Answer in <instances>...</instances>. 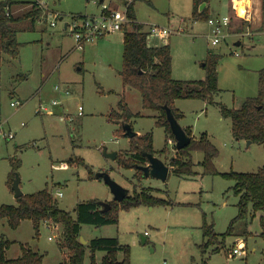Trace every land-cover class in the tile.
Listing matches in <instances>:
<instances>
[{
  "label": "rangeland",
  "instance_id": "1",
  "mask_svg": "<svg viewBox=\"0 0 264 264\" xmlns=\"http://www.w3.org/2000/svg\"><path fill=\"white\" fill-rule=\"evenodd\" d=\"M103 1L45 0L49 10L59 13L63 20H56V26H52L51 18L42 19L37 22V28L44 31L17 34L19 43L38 41L21 44L18 60L6 54L5 62L0 64V124L6 134L0 133V206L17 203L11 178L12 161L20 162L16 174L21 178L24 194L48 188L55 194L59 207L73 215L78 204L89 200L115 202L110 186L103 179L92 178V174L95 177L99 172H108L129 190V196L148 190L164 202L121 210L119 223L115 225H83L81 237L87 244L93 238H118L122 245L131 248V264H264V239L260 237L264 212L249 218L247 226L244 222L237 223L236 232L225 237L239 212V197L231 190L235 181L204 174L202 152L192 153L193 176L179 177L170 169L165 182L153 177H137L135 168H122L117 159L105 155L106 150L108 153L118 151V155L129 153L124 151L130 148L122 129L126 122L117 123L110 118L124 98L132 112L143 114L132 118L135 131L153 133L156 150L165 148L166 132L148 116L153 113L143 109L141 93L123 85L121 33L110 34L87 44L84 50H76L71 32L64 28L72 15L97 16L102 6L126 12V5L134 2L136 16L146 24L147 31L151 25L172 31L185 30L170 35L176 78L203 80L206 78L203 65L208 55L220 56L219 92L215 100L229 108H240L247 98L258 95L259 73L264 69V4L260 27H254V10L249 21L237 15L234 8H228L227 0H213L214 16L232 18L229 36L213 47L207 38L210 30L206 20L193 23L192 0ZM32 7L35 9L36 5ZM159 37L162 39L157 44L165 42L163 38L168 36ZM24 75L26 79L21 78ZM47 75L50 76L46 78ZM59 85L69 88L71 94L57 91ZM54 101H62V105L53 106ZM12 102L22 106L13 107ZM203 105L201 100L183 101L186 123L192 125L196 137L206 131L211 135L220 152L214 162L218 172L256 173L264 167V145L236 140L231 132V120H220L219 107ZM80 106L83 116H79ZM44 108L54 115H49ZM61 116L68 121L62 122ZM10 133L14 138L8 137ZM167 143L162 157L169 165L179 156L176 146L171 145L169 139ZM79 158L85 165L70 164ZM58 189L62 197L57 195ZM205 221L214 225L218 237L204 255L200 246L206 241L202 229ZM63 235L62 225L42 224L37 235L30 220L23 221L18 229H12L7 219L0 222V238L12 242L5 252L7 260L20 258L24 246L43 255L45 264H61L68 256L60 247ZM241 242L246 246V254L229 256ZM217 247L220 252L212 254ZM104 255L98 252L97 260L100 262ZM86 259L89 263V249Z\"/></svg>",
  "mask_w": 264,
  "mask_h": 264
},
{
  "label": "trees",
  "instance_id": "2",
  "mask_svg": "<svg viewBox=\"0 0 264 264\" xmlns=\"http://www.w3.org/2000/svg\"><path fill=\"white\" fill-rule=\"evenodd\" d=\"M211 1L193 0L195 20L209 19ZM10 2L11 0L0 2V64L6 54L11 55L14 59L18 58L20 54L21 44L17 41V32L11 26L13 19L8 13ZM203 4H206V8L201 10ZM128 17L132 22L133 30L125 31L124 35L123 69L121 71L123 84L125 87L136 89L141 93L143 108L159 113L156 126L165 129L168 139H175L164 107L168 106L172 109L175 117L180 121L183 114L176 108V100L198 99L209 104L214 103V96L219 92L217 67L221 57L212 53L208 55L204 64L206 70L204 80H176L173 77L171 45L152 47L148 44L149 34L143 32V26L136 22L133 2L128 6ZM8 42H10V47L7 45ZM219 106L222 116L232 120V133L236 140L264 145V69L259 73V90L256 97L247 98L240 108H228L223 104ZM118 110H114L110 114V118L114 122L123 120L130 123L132 117H140L139 114L133 115L125 99L119 102ZM185 131L192 136L190 129L185 128ZM153 140L151 132L131 139L129 153L117 156L119 166L125 169L135 168L136 176L144 179V173L138 166L148 164L145 154L156 153ZM175 149L179 157L173 158L170 165L177 176L190 177L194 175L195 164L192 162V153L199 151L204 154L202 162L204 174L220 175L235 181L231 190L239 197L237 204L239 212L231 222L225 237L232 236L236 232L235 225L237 223L244 222L247 226L249 218L254 217L258 212H264V167L256 173L218 172L214 161L219 157L220 152L205 133L199 140L192 138L191 144L185 149L179 151L177 148ZM12 163L14 171L11 178L14 181L16 172L20 168V162L12 161ZM70 164L80 166L85 165V162L79 158L77 162L72 161ZM92 178H95L93 174ZM163 202V199L152 195L147 190L135 193L133 196L130 195L121 203L110 202L112 207L107 212L102 211L98 200L80 203L75 208V215H73L62 210L55 194L46 188L33 194H24L23 197L17 199L16 205H1L0 222L7 219L12 229H18L23 221L30 220L33 222L37 235L40 234L42 224L62 225L64 235L62 242L60 241V247L68 251V258L62 264H131V248L122 245L118 238H95L87 245L82 244L80 240L82 226L85 224L96 227L115 225L119 223L121 210L129 211L142 205H163ZM261 228L260 237L264 239V217L261 218ZM202 229L206 241L200 246V249L205 255L209 246L217 242L218 235L214 231V225H208L206 221ZM244 232L248 233V230ZM11 245L12 242L9 240L0 238V264H45L43 255L24 246L20 258L7 260L5 252ZM88 249L90 250L89 263L86 259ZM220 250V247H217L212 254L218 253ZM98 252L105 253L100 262L96 258Z\"/></svg>",
  "mask_w": 264,
  "mask_h": 264
},
{
  "label": "built area",
  "instance_id": "3",
  "mask_svg": "<svg viewBox=\"0 0 264 264\" xmlns=\"http://www.w3.org/2000/svg\"><path fill=\"white\" fill-rule=\"evenodd\" d=\"M245 1V0H243ZM128 3L126 6V12H121L119 10H108L105 9L97 16H82V15H72L71 21L65 25V29L70 31L72 37L74 39V49L76 50H84L86 45L91 42H96L97 40L104 38L110 34H114L123 30V28L130 23V19L128 17ZM37 8H43L48 17H50L53 22L52 26H56V20L61 18L59 13L51 12L46 3L38 1L36 2ZM247 11V10H246ZM246 18V17H243ZM232 24V18L229 16H211L207 20V25L209 27L210 33L207 35L208 41L213 47L219 46L223 40L227 38L230 34V28ZM183 32L182 29L177 31H172L165 27H160L159 25H151L149 28V34L153 36H170L174 33L181 34ZM238 56V53H235ZM56 90L61 92L63 91L65 95H70L71 91L69 88H64L62 86H56ZM13 107L22 106L21 103H11ZM62 105V101H54L53 106ZM42 110V108H41ZM39 110L38 112H41ZM45 111L48 112L49 115H54V113L47 108H44ZM79 116H83V107H79ZM60 120L62 122H67L68 118L65 116H61ZM73 121L72 118H70ZM2 124H0V133H3ZM6 136V134H4ZM9 138H14L13 134L8 135ZM169 143L173 146H176V141L174 139H170ZM57 195L59 197L63 196V193L58 189ZM52 239V238H51ZM246 246H244L241 242L238 247L234 248L229 256H236L246 254L245 252Z\"/></svg>",
  "mask_w": 264,
  "mask_h": 264
},
{
  "label": "crops",
  "instance_id": "4",
  "mask_svg": "<svg viewBox=\"0 0 264 264\" xmlns=\"http://www.w3.org/2000/svg\"><path fill=\"white\" fill-rule=\"evenodd\" d=\"M5 1H7V0H2V2H5ZM38 1H41V2H44V3H46L45 2V0H20V1H13V0H11V2H10V5L8 6V13H9V15L12 17V24H11V26L13 27V29H15L16 30V32H17V34L18 35H21V34H23V33H25V32H37L38 31V33L39 32H42V31H44V30H42V31H40L38 28H37V22H42V19H49L50 17H48V14H47V12L43 9V8H37V6L35 7V9H32L33 7H32V4H35L36 5V2H38ZM221 2H222V0H220ZM241 2V1H243V0H227L226 1V5H227V7L229 8H234V11L236 12V14L237 15H239L238 14V8H237V3L238 2ZM251 1V6L250 7H246V10H247V13H246V18H243V19H246V20H251V16L253 15V11L252 10H254L255 11V16H254V18H255V21H254V27H260V14L262 13V11H263V2H264V0H250ZM102 3H104V1L102 0ZM132 3V2H131ZM212 3H213V0L211 1V3L209 4V11H210V17L211 16H214L215 14H216V12L215 11H213L212 10ZM127 4V3H126ZM133 4H134V2H133ZM192 4H193V10H192V20H193V23H197L198 21H200V20H195L194 19V16H193V13H194V3H193V0H192ZM46 5H47V3H46ZM47 8H48V6H47ZM49 9V8H48ZM105 9H108V10H118V8H116V7H107V6H102V8L100 9V11L96 14V15H99L101 12H103ZM51 10V9H50ZM51 12H54L53 11V9H52V11ZM16 15V16H15ZM230 15V14H229ZM135 16H136V13H135ZM209 17V18H210ZM61 18H63V17H61ZM61 18H60V20H61ZM136 22L138 23V24H140V25H142L143 26V32H146V33H148L149 34V28H150V26L148 27V31L145 29L146 28V24H144V23H142V22H140L139 20H138V18H137V16H136ZM183 22H185L184 20H183ZM206 22H207V20H206ZM30 23L32 24V25H30ZM67 24V23H66ZM65 24V25H66ZM52 25V24H51ZM132 27V22L130 21V23L129 24H127L124 28H123V30L122 31H120L119 33H121V40H122V42H123V44H124V35H125V31H132L133 30V27ZM65 28V27H64ZM129 28H131V30L129 29ZM192 29H194V26H192ZM66 30V29H65ZM183 30V32L182 33H184V29H182ZM67 31V30H66ZM17 35V36H18ZM160 39H162L161 37H159V36H153V35H151V34H149V37H148V44L150 45V46H152V47H163V46H165L166 44H170L171 45V50H172V56H173V60H174V50H173V46H172V42H171V36H168V37H166V38H163V39H165L164 41L165 42H162V43H160V44H157V42L158 41H161ZM38 40H33V41H30V42H28V41H20V44H22L23 45V43H32V42H37ZM152 42H154V43H152ZM239 43V42H238ZM154 44V45H153ZM236 45H237V43H236ZM74 46H75V44H74ZM238 46V45H237ZM123 54H124V50H123ZM19 57H20V54H19V56H18V58H16L15 60H18L19 59ZM3 62H5V56H4V60H3ZM2 62V63H3ZM203 67H204V65H203ZM81 70V69H80ZM175 69H174V64H173V77H174V79H176V80H181V79H178V78H176V76H175V71H174ZM50 76V75H49ZM48 75L46 76V78H48L49 77ZM22 79H26V75H24V76H22L21 77ZM204 80V79H203ZM182 81H201V80H182ZM124 85V84H123ZM125 87V86H124ZM125 88H128V87H125ZM130 89H132V88H130ZM124 91H126V89H124ZM125 99V102H126V98H124ZM195 100H197V101H199L198 99H180V100H176V102H175V106H176V108L183 114V118L180 120V123H181V125L184 127V129L185 128H188V129H190L191 130V132H192V138H194V139H196V140H199L200 139V137H201V135L202 134H207V136H208V138H209V140L212 142V140L210 139V137H211V135L206 131V132H204V133H202L199 137H196V135L194 134V132H193V128H192V125H190L189 123H186V115H185V111H184V109H183V101H195ZM202 101V100H201ZM204 102V101H203ZM126 104L128 105V103L126 102ZM206 104H209L208 102H204V105H206ZM212 104H214V105H216L217 107H219V110H220V116H221V121L222 120H226V119H230V118H225V117H223L222 116V113H221V109H220V104H222V103H219L218 101H216L215 100V96H214V103H212ZM203 105V106H204ZM224 105V104H223ZM128 107H129V105H128ZM142 107H143V105H142ZM229 108V107H228ZM129 109H130V107H129ZM144 109V108H143ZM145 110V109H144ZM114 111V110H113ZM116 111H119L118 109L116 110ZM130 111H131V109H130ZM148 111V110H147ZM132 112V111H131ZM150 112H152L153 114H150V115H148L149 117H152V118H154L155 119V125H156V122H157V120H158V117H159V115H158V113L157 112H154V111H151L150 110ZM203 112H205V110L203 109L202 110V113ZM112 113V112H111ZM133 113V115L135 116V115H140V117H142L143 116V114L142 113H134V112H132ZM206 113L208 114V109L206 110ZM140 117H137V118H140ZM132 118H134V117H132ZM132 118H131V120H130V124L133 126V124H132ZM231 120V119H230ZM117 123H119V122H117ZM133 129H134V127H133ZM135 130V129H134ZM231 132H232V120H231ZM138 133V135L139 136H144L145 134H147V133H150V132H147V133H141V132H137ZM166 134V133H165ZM232 135H233V133H232ZM234 137V136H233ZM129 139V138H128ZM153 139H154V137H153ZM167 135H166V145L168 144L167 143ZM170 140V139H169ZM175 140V139H174ZM129 141H130V148H131V144H132V142H131V139H129ZM245 141V140H244ZM213 143V142H212ZM214 144V143H213ZM153 145H154V140H153ZM166 145H165V148H162V149H155L154 148V150L156 151V153L154 154V156L155 157H157L158 159H160L161 161H163L165 164H167L166 162H165V160H164V158L162 157L163 155H164V153H165V149H166ZM215 145V144H214ZM216 146V145H215ZM217 147V146H216ZM130 148H127V149H125L124 151H129L130 150ZM118 151H117V155H118ZM124 153V152H123ZM218 158V157H217ZM216 158V159H217ZM216 159H215V161H216ZM214 161V162H215ZM168 165V164H167ZM169 167H170V169L171 170H173V167L172 166H170V164L168 165ZM153 195V194H152ZM17 204V203H16ZM22 224V223H21ZM21 226V225H20ZM82 233V232H81ZM94 239V238H93ZM89 241H91V240H89ZM63 251V254H65V256H66V254L68 255V251H66L65 249L64 250H62ZM66 259L68 258L67 256L65 257ZM98 261V260H97ZM65 262V261H64ZM63 263V262H62ZM61 263V264H62Z\"/></svg>",
  "mask_w": 264,
  "mask_h": 264
},
{
  "label": "water",
  "instance_id": "5",
  "mask_svg": "<svg viewBox=\"0 0 264 264\" xmlns=\"http://www.w3.org/2000/svg\"><path fill=\"white\" fill-rule=\"evenodd\" d=\"M204 8H206V4H203L201 6V10H203ZM61 20H63V18H61ZM9 44L10 42L7 43V45ZM237 45L239 46L240 43H237ZM164 110L166 112L167 121L170 124L172 133L175 137L177 150L179 151L185 149L191 144L192 136L187 134L184 127L181 125L180 121L175 117L172 109H170L168 106H165ZM123 129L125 131V135L129 139H134L136 136H138V133L133 129V126L130 123H123ZM249 144H252V142L249 141ZM105 155L113 160L117 159V152L108 153L106 150ZM145 156L148 159V164L138 166V168L143 171L145 178L153 177L160 181H164V182L167 181L170 174V167L167 164H165L163 161L155 157L154 154H145ZM95 178L103 179L106 182V184L110 186L115 196V202L121 203L126 199V197L129 196V190L122 187L114 179H112L110 173L99 172L96 174ZM20 184H21V178L18 174H16L13 181V190L15 192L16 199H19L24 196ZM99 203L102 207L103 212L109 211L112 207L111 204L107 202H99ZM80 240L82 244L87 245L88 241H86L83 237H81Z\"/></svg>",
  "mask_w": 264,
  "mask_h": 264
},
{
  "label": "bare ground",
  "instance_id": "6",
  "mask_svg": "<svg viewBox=\"0 0 264 264\" xmlns=\"http://www.w3.org/2000/svg\"><path fill=\"white\" fill-rule=\"evenodd\" d=\"M251 6V1L250 0H245V1H239L237 3V8H238V14L240 17H245L247 11H246V7H250Z\"/></svg>",
  "mask_w": 264,
  "mask_h": 264
}]
</instances>
